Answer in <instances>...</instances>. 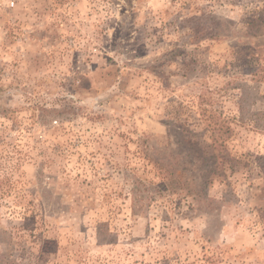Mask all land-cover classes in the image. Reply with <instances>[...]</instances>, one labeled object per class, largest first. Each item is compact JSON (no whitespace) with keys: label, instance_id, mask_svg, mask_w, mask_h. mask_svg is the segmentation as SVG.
<instances>
[{"label":"rangeland","instance_id":"1","mask_svg":"<svg viewBox=\"0 0 264 264\" xmlns=\"http://www.w3.org/2000/svg\"><path fill=\"white\" fill-rule=\"evenodd\" d=\"M264 0H0V264H264Z\"/></svg>","mask_w":264,"mask_h":264},{"label":"trees","instance_id":"2","mask_svg":"<svg viewBox=\"0 0 264 264\" xmlns=\"http://www.w3.org/2000/svg\"><path fill=\"white\" fill-rule=\"evenodd\" d=\"M264 169V168H263ZM264 171V170H263Z\"/></svg>","mask_w":264,"mask_h":264}]
</instances>
